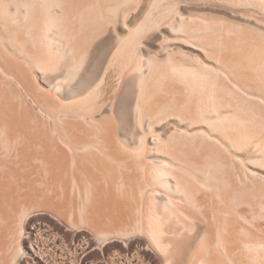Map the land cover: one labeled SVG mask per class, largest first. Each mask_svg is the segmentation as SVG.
I'll use <instances>...</instances> for the list:
<instances>
[{
    "label": "bare ground",
    "instance_id": "obj_1",
    "mask_svg": "<svg viewBox=\"0 0 264 264\" xmlns=\"http://www.w3.org/2000/svg\"><path fill=\"white\" fill-rule=\"evenodd\" d=\"M0 264H264V0H0Z\"/></svg>",
    "mask_w": 264,
    "mask_h": 264
}]
</instances>
